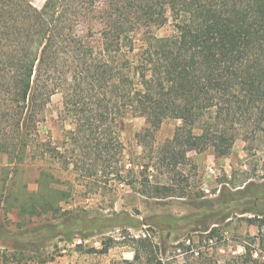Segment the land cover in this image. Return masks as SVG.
<instances>
[{
    "label": "trees",
    "instance_id": "1",
    "mask_svg": "<svg viewBox=\"0 0 264 264\" xmlns=\"http://www.w3.org/2000/svg\"><path fill=\"white\" fill-rule=\"evenodd\" d=\"M170 20L172 32L157 35ZM57 93L75 126L69 165L83 170L90 160L93 169L105 170L116 157V181L132 188L126 178L134 170L123 162L119 131L129 114L147 119L136 135L141 142L152 140L166 119L181 121L163 147L166 166H177L190 151L228 156L239 138L264 145V0H46L41 7L0 0V154L7 157L0 228L10 214L59 218L37 228L40 238L28 243L42 250L41 263L50 260L42 257L47 240L68 235L66 228L84 232L88 224L119 230L115 242L129 246L133 258L118 264H264V182L224 187L194 213H162L146 221L127 211L88 219L63 210L70 195L56 189L54 175L45 170L36 190L26 183L16 189L19 167L35 154L64 155L40 133ZM141 186L154 198L174 192L144 174ZM236 213L253 215L239 220L256 226L258 235L239 239L241 253L223 254L228 220ZM103 244L91 251L106 253L113 246L105 239ZM26 246H14V257L24 255ZM75 247L82 250L83 244Z\"/></svg>",
    "mask_w": 264,
    "mask_h": 264
},
{
    "label": "rangeland",
    "instance_id": "2",
    "mask_svg": "<svg viewBox=\"0 0 264 264\" xmlns=\"http://www.w3.org/2000/svg\"><path fill=\"white\" fill-rule=\"evenodd\" d=\"M29 1L41 7L46 0ZM95 27L101 30L103 24L97 22ZM172 29L170 20L164 27L156 30V33L165 36L170 34ZM179 124L181 121L178 119H166L152 140L141 142L136 135L148 126L147 119L129 114L121 120L119 131L124 145L123 162L126 169L134 170L126 178L136 185V188H132L129 184L116 181V157L105 170L103 167L93 169V161L90 160L83 170H74V166L69 165L73 155L69 137L75 126L64 110L63 95L54 94L47 105L45 120L40 124V133L44 140L52 142L64 155L41 159L35 154L27 165L19 167L21 170L16 176V189L26 183L30 190H36L40 173L45 170L54 175L56 181L53 186L70 195L67 201L61 204L63 210H75L88 219L107 217L114 211H127L132 216L146 221L156 214L171 213L183 216L194 213L198 211L197 207L201 201L218 199L224 187L238 189L248 182H264V145L259 142L252 145L242 138L235 141L231 153L225 157L216 156L212 149L202 153L190 151L186 160L175 167L163 164V147L173 138ZM6 162L7 157L0 154V177L4 175ZM148 165L149 168H146ZM142 172L153 184H167L174 192L169 196L160 195L155 198L144 194L141 186ZM241 216L253 215L236 213L228 220L230 224L227 228L230 230L221 249L223 254L241 253L243 250L239 239L245 240L249 233L258 235L257 227L247 224L245 220H239ZM59 221V218L52 215L39 219L20 218L10 214L9 218L2 219L5 226L0 228V264H42L38 255L42 250L33 248L30 244L40 238L37 228ZM86 227L84 232L66 228L68 235L60 234L47 240L42 257H49L50 260L44 264H118L122 259L133 258L129 246L115 242L121 235L119 230L111 227L94 230L93 226L88 224ZM130 232L139 235L143 234L144 230L130 229ZM84 233L88 235L86 238L82 237ZM110 237L114 241L108 240ZM104 239L113 242L108 252H92L91 249H101L104 246ZM25 243V256L18 255L19 259L16 261L14 246ZM79 243L83 244L82 250H76L75 246ZM20 249L18 247V253Z\"/></svg>",
    "mask_w": 264,
    "mask_h": 264
},
{
    "label": "crops",
    "instance_id": "3",
    "mask_svg": "<svg viewBox=\"0 0 264 264\" xmlns=\"http://www.w3.org/2000/svg\"><path fill=\"white\" fill-rule=\"evenodd\" d=\"M15 259H16V261H18L17 258H15ZM13 264H18V263L17 262H14ZM42 264H44V263H42Z\"/></svg>",
    "mask_w": 264,
    "mask_h": 264
}]
</instances>
